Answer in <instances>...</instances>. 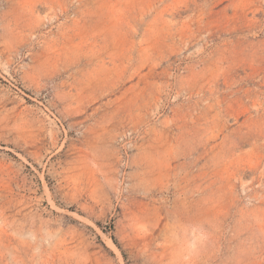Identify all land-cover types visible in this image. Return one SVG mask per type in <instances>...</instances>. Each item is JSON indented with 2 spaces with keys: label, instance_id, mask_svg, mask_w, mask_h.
I'll return each instance as SVG.
<instances>
[{
  "label": "rangeland",
  "instance_id": "rangeland-1",
  "mask_svg": "<svg viewBox=\"0 0 264 264\" xmlns=\"http://www.w3.org/2000/svg\"><path fill=\"white\" fill-rule=\"evenodd\" d=\"M0 264H264V0H0Z\"/></svg>",
  "mask_w": 264,
  "mask_h": 264
}]
</instances>
